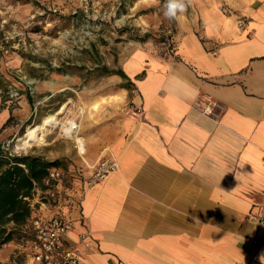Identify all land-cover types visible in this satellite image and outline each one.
Listing matches in <instances>:
<instances>
[{
  "label": "crops",
  "instance_id": "0c3cea01",
  "mask_svg": "<svg viewBox=\"0 0 264 264\" xmlns=\"http://www.w3.org/2000/svg\"><path fill=\"white\" fill-rule=\"evenodd\" d=\"M188 8L168 58L138 47L125 59L130 90L119 94L131 93L133 114L84 146L57 200H44L38 185L28 199L33 216L73 220L65 238L79 264H264V0H191ZM17 106L28 116L21 96ZM14 112L5 92L1 147L23 126L9 121ZM50 153L24 154L57 158ZM105 155L117 167L86 185ZM23 232L1 246L0 264H36L32 230Z\"/></svg>",
  "mask_w": 264,
  "mask_h": 264
},
{
  "label": "rangeland",
  "instance_id": "374dc122",
  "mask_svg": "<svg viewBox=\"0 0 264 264\" xmlns=\"http://www.w3.org/2000/svg\"><path fill=\"white\" fill-rule=\"evenodd\" d=\"M165 3L0 0V97L7 92V103L17 113L10 122L24 120L1 148L9 155L51 152L61 161L63 180L72 178V169L82 163L84 154L59 122L70 121L86 147L98 143L100 133H113L111 127L122 113L133 114L131 93L127 98L119 94L124 89L120 86L126 84L123 77L102 74L98 68L123 69L125 59L138 47L168 58L179 13L177 19L166 18ZM146 33L148 37L142 40ZM20 96L29 110L26 117L18 111ZM41 123L46 124L41 141L18 148L17 140L27 128ZM52 139L54 142L48 143ZM43 195L44 200H53L47 193Z\"/></svg>",
  "mask_w": 264,
  "mask_h": 264
},
{
  "label": "trees",
  "instance_id": "16d2710c",
  "mask_svg": "<svg viewBox=\"0 0 264 264\" xmlns=\"http://www.w3.org/2000/svg\"><path fill=\"white\" fill-rule=\"evenodd\" d=\"M146 33L142 40H146ZM102 74H117L126 79L120 87L129 89L128 77L122 69H110L106 65L98 68ZM59 159L47 160L33 154L9 155L0 146V248L13 238H24L23 229L32 230L31 207L28 199L38 185L46 189L43 179L52 168H59Z\"/></svg>",
  "mask_w": 264,
  "mask_h": 264
},
{
  "label": "built area",
  "instance_id": "2783aa9c",
  "mask_svg": "<svg viewBox=\"0 0 264 264\" xmlns=\"http://www.w3.org/2000/svg\"><path fill=\"white\" fill-rule=\"evenodd\" d=\"M245 20L241 17L237 25L242 27ZM213 103L206 100L202 106L205 113H211ZM117 167L113 158L102 157L94 166L91 175L85 180L86 185H93L101 182L106 176ZM61 169L52 168L43 179L46 185V192L54 200H57L58 181L61 178ZM57 198V199H56ZM32 226V249L33 260L36 264H79V250L75 244L66 242V235L73 227V220L67 217L53 215L50 217L33 216ZM89 232L84 231L79 235V240L84 244L88 243ZM24 240V238H21ZM20 240V241H21Z\"/></svg>",
  "mask_w": 264,
  "mask_h": 264
},
{
  "label": "bare ground",
  "instance_id": "6f19581e",
  "mask_svg": "<svg viewBox=\"0 0 264 264\" xmlns=\"http://www.w3.org/2000/svg\"><path fill=\"white\" fill-rule=\"evenodd\" d=\"M59 124L61 125V128L68 136L73 137L78 142L79 150L80 152H83V150L81 151V149H84V142H83V138L79 136V134H77L78 133L77 128L74 126L72 127L70 121L66 123L59 122ZM45 128H46V124H41L37 127H31V126L28 127L27 130L23 133V135L18 138L17 140L18 142L16 146L19 148L30 145L33 142L39 143L44 135Z\"/></svg>",
  "mask_w": 264,
  "mask_h": 264
},
{
  "label": "clouds",
  "instance_id": "9594fccd",
  "mask_svg": "<svg viewBox=\"0 0 264 264\" xmlns=\"http://www.w3.org/2000/svg\"><path fill=\"white\" fill-rule=\"evenodd\" d=\"M191 0H166L164 15L169 20L177 19L178 13H183ZM83 149H81L82 151Z\"/></svg>",
  "mask_w": 264,
  "mask_h": 264
}]
</instances>
